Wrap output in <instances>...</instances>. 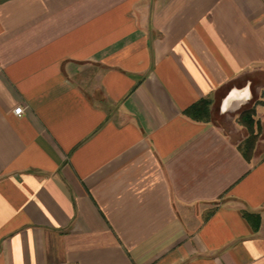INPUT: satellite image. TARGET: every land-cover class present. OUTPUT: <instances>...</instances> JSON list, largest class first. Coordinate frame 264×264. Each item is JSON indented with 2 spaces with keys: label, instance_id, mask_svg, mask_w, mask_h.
<instances>
[{
  "label": "crops",
  "instance_id": "0c3cea01",
  "mask_svg": "<svg viewBox=\"0 0 264 264\" xmlns=\"http://www.w3.org/2000/svg\"><path fill=\"white\" fill-rule=\"evenodd\" d=\"M202 101L264 128V0H0V264H264V154Z\"/></svg>",
  "mask_w": 264,
  "mask_h": 264
},
{
  "label": "rangeland",
  "instance_id": "374dc122",
  "mask_svg": "<svg viewBox=\"0 0 264 264\" xmlns=\"http://www.w3.org/2000/svg\"><path fill=\"white\" fill-rule=\"evenodd\" d=\"M248 111L250 110H246L245 112ZM210 119L211 121H214L218 126H220L224 130L226 135H228L232 139V141L236 143L242 141V138L244 137L242 132H237V130L235 129L237 127L236 124H238L241 128H244V131L249 132V127L242 122L241 116L236 120V122L230 119L224 120L218 116V110L216 109ZM253 121L254 124L256 126H259L260 128L258 129V127H256L255 129V133H257L258 153L264 154V128H262L260 121L255 119Z\"/></svg>",
  "mask_w": 264,
  "mask_h": 264
},
{
  "label": "trees",
  "instance_id": "16d2710c",
  "mask_svg": "<svg viewBox=\"0 0 264 264\" xmlns=\"http://www.w3.org/2000/svg\"><path fill=\"white\" fill-rule=\"evenodd\" d=\"M210 106H211L210 101H202L201 103L192 107L189 110L188 114L196 120H204V118H205L206 120L209 121V120H211L210 118L212 117ZM253 116H254L253 110L248 111V112H244L241 115L242 122L249 127V133H251L247 142L252 143V144H254L257 140V135L253 134L255 132L256 127H258V129H260L259 126H256L254 124V121H253L254 117Z\"/></svg>",
  "mask_w": 264,
  "mask_h": 264
},
{
  "label": "built area",
  "instance_id": "2783aa9c",
  "mask_svg": "<svg viewBox=\"0 0 264 264\" xmlns=\"http://www.w3.org/2000/svg\"><path fill=\"white\" fill-rule=\"evenodd\" d=\"M23 112H24V109L22 107L18 108L16 111H15V114L19 117H21L23 115ZM51 264H56V263H51Z\"/></svg>",
  "mask_w": 264,
  "mask_h": 264
},
{
  "label": "clouds",
  "instance_id": "9594fccd",
  "mask_svg": "<svg viewBox=\"0 0 264 264\" xmlns=\"http://www.w3.org/2000/svg\"><path fill=\"white\" fill-rule=\"evenodd\" d=\"M244 91H245V94H247V89H245Z\"/></svg>",
  "mask_w": 264,
  "mask_h": 264
}]
</instances>
